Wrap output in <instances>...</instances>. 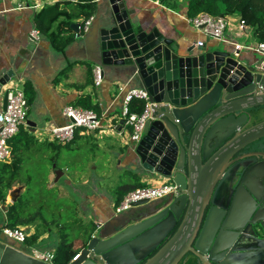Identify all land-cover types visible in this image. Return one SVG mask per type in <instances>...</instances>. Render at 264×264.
Instances as JSON below:
<instances>
[{"label":"water","instance_id":"1","mask_svg":"<svg viewBox=\"0 0 264 264\" xmlns=\"http://www.w3.org/2000/svg\"><path fill=\"white\" fill-rule=\"evenodd\" d=\"M106 1L95 38L101 76L146 90L150 105L132 170L178 189L98 225L70 264H184L188 253L199 264H264V121L252 124L264 74L238 51L186 49L146 31L128 0ZM14 76L0 74L3 111ZM3 227L0 264H47L9 244Z\"/></svg>","mask_w":264,"mask_h":264},{"label":"crops","instance_id":"2","mask_svg":"<svg viewBox=\"0 0 264 264\" xmlns=\"http://www.w3.org/2000/svg\"><path fill=\"white\" fill-rule=\"evenodd\" d=\"M35 1L40 3L39 8L19 9L18 7L19 4ZM106 2V0H76V2L72 0H0V74L8 70L15 74L3 91L19 86L24 93L26 92L25 96L31 99L27 123L34 124V127L27 125L30 128L29 132L39 137L46 129L67 125L69 120L63 115V110L67 106L81 109H85L82 104L95 106V110H92L102 118L101 130L94 134L78 130L72 142L66 144L68 145L66 148H69L72 144L87 139L88 144L93 142L96 144V149L110 157L106 160V166L111 169V172L114 171V180L109 181L113 177L111 172L106 176H94L92 171H95L96 167L90 164V173L85 174V177L79 176L84 170L81 172L76 170L74 180L65 182L77 198H85L87 203L94 206L98 214L95 215L94 220L96 226L119 215L114 214L113 207L117 203L119 196L117 190L121 185L128 186L133 183L142 186L158 185L165 181L162 179L151 181L145 176L139 177L132 170L133 145H128L126 138V132L130 133V128L123 125L120 113L127 92L131 88L138 87H129L122 77L113 74L103 75L99 86H96L93 81V69L99 67L96 63L98 54L95 38L99 21L107 11ZM55 4H59L57 10H46L42 16L44 26L53 22L48 27L49 30H39L37 28L38 14ZM128 4L133 21L146 31L157 29L167 39L180 43L183 48H196L199 47L198 42H203V46L209 50L214 47H223L233 52L238 51L244 60L256 63V67L262 60L258 54L242 49L244 46H254L257 41L253 38L252 29L249 26L244 31L237 28L235 17H232V24L225 33V39L228 42H219L204 36L184 20L183 17L187 14L186 3L183 0H179L176 8H169L160 0H128ZM85 6L89 8L93 21L88 33L75 38L77 29L74 26L86 20L82 16L84 13H81L79 17L76 14ZM58 12H61V15L54 21L53 17ZM68 13L71 16L69 18ZM32 29L40 31L41 38L38 42H33L29 38ZM238 46L240 50L236 48ZM1 98L2 96H0V112L3 111ZM82 98L86 99L82 100ZM38 132L42 133L38 134ZM43 141L56 143L45 139V136L39 137V142ZM52 168L48 170L47 189L54 188L64 176L61 171V177L55 181V172L60 170L54 169L55 166ZM106 183H108L107 187L114 189L112 194L106 188ZM80 186L89 189L83 192ZM15 189H20L19 194H21L24 186L16 183L12 190ZM57 191L61 195L59 188ZM7 199L8 206L11 201L7 202ZM0 221L5 225V212L1 209ZM34 231L33 226L25 228L26 236L32 235ZM48 236L44 234L34 243L35 245L28 246L23 245L26 242L18 243L10 239L7 241L27 255L40 257L44 253L53 252L51 249L36 245ZM29 249L30 252H28Z\"/></svg>","mask_w":264,"mask_h":264},{"label":"trees","instance_id":"3","mask_svg":"<svg viewBox=\"0 0 264 264\" xmlns=\"http://www.w3.org/2000/svg\"><path fill=\"white\" fill-rule=\"evenodd\" d=\"M186 3V14L187 17H194L199 13H206L211 16H227V17H238L252 29L253 38L257 42H264V0H183ZM160 2L171 8H176L179 5V0H160ZM59 4L47 7L43 9L37 16V28L41 31L49 30L48 27L53 22H50L48 26H44L42 23V16L46 10H57ZM88 7H83L79 13L76 14L77 17L81 13H84L83 18H90ZM61 12H58L53 20L55 21ZM70 14H67L69 18ZM71 17V16H70ZM52 20V21H53ZM26 93V92H25ZM28 103L30 104V98L26 96ZM86 98H82L84 100ZM83 108L89 110H95V106L88 105ZM145 103L140 100H134L130 104V111L136 114H141L144 110ZM264 121V106L256 108L253 111V121L252 124ZM30 128H20L18 133L9 140L8 145L11 149V161L9 163L0 162V206L4 208L5 212V226L10 229H25L27 227L33 226L35 231L32 235L26 236L25 242L36 243L39 238L43 235L41 232V224L36 225L37 221L41 218V221L46 223V219H42V211L46 208V199L37 198L44 188L47 189V175L48 170L42 166V169H37L36 167H27L26 165L31 161L34 165L38 162L45 163V150H50L53 152V156L50 158V164H54V169H59L56 163V157L61 152L62 146L57 143L42 142V146H38V141L33 137L32 133L29 132ZM29 134H31V137ZM44 144L46 145L45 148ZM52 166V167H53ZM60 170V169H59ZM69 169H67L68 171ZM79 172L82 169H77ZM76 171V170H75ZM137 177V176H136ZM19 183L24 186V191L19 194L17 200L10 205H6V199L9 192L12 190L14 185ZM142 187L138 183H133L131 185L125 186L121 185L118 188V199L116 200L119 204L123 197L128 193L134 191L135 189ZM35 188V189H34ZM52 189H48V194H51ZM39 201V206L35 209L33 208V203ZM79 220L76 219L75 225H78ZM50 225L47 223V227ZM55 226V224L53 225ZM95 223L92 222L90 227L80 226V230L84 233V240H81L82 244H85L93 236L96 227ZM51 229V228H50ZM70 229V228H69ZM71 230V229H70ZM70 230L63 225L59 226V231L56 233V237L59 239L55 249L53 250L54 259L53 264H67L75 254L79 253L73 248L74 241L68 239ZM52 232V230H49ZM46 234V232L44 233ZM51 234V233H50ZM182 264V263H180ZM184 264H199L198 259L191 257L187 263Z\"/></svg>","mask_w":264,"mask_h":264},{"label":"built area","instance_id":"4","mask_svg":"<svg viewBox=\"0 0 264 264\" xmlns=\"http://www.w3.org/2000/svg\"><path fill=\"white\" fill-rule=\"evenodd\" d=\"M76 2V0H72ZM41 5L39 2H27L19 4V9H36ZM184 20L191 25L195 30L201 32L204 36L219 42H228L225 39L226 30L232 24V17L227 16H211L206 13H199L198 15L190 18L183 17ZM235 25L241 31L248 28L244 20L235 17ZM93 17L83 21L82 24L77 26L75 38L81 37L88 33L92 24ZM29 38L33 42H38L41 38L40 31L32 29L29 33ZM197 46H203V42H198ZM240 50V46L236 47ZM242 49L253 52L262 57V60L257 65V70L264 74V42H257L254 46H244ZM93 81L96 86H99L102 81L100 67L93 69ZM134 100H140L145 103L144 110L141 114H136L130 111V104ZM149 103L148 93L142 88H131L123 99L120 116L122 123L130 128L129 144L134 145L139 142L145 122L149 117ZM30 110V104L25 96L24 90L19 86H14L8 90L7 104L5 111L0 112V162L9 163L11 161V149L8 142L19 131L20 128L27 127V119ZM63 115L69 120V123L62 127H52L46 129L44 134L39 137L45 136V139L56 142L60 145H66L72 142L76 132L82 130L85 133L93 134L103 127L102 118L93 110L81 109L75 106H67L63 110ZM177 185L171 181L165 180L158 185H144L128 193L123 197L119 204H116L114 214H121L128 211L133 204L141 201H157L161 200L167 195L176 192ZM2 232L7 239L13 240L18 243L25 242L26 234L22 229H10L5 225ZM78 257L77 254L71 258L67 263L70 264ZM38 259L47 264H53L54 253H44Z\"/></svg>","mask_w":264,"mask_h":264},{"label":"rangeland","instance_id":"5","mask_svg":"<svg viewBox=\"0 0 264 264\" xmlns=\"http://www.w3.org/2000/svg\"><path fill=\"white\" fill-rule=\"evenodd\" d=\"M42 132H38V134ZM29 135L31 136V134ZM33 137L39 142L38 136L33 135ZM129 137L130 133L127 131L126 138L128 139V142ZM88 143L89 140L87 139L83 141L81 140L76 144H72L69 148L61 149V152L56 157V163L60 171H63L64 176L60 179L59 184H56V186L52 188L51 194L47 193L48 189L45 190L43 188L39 196L37 197L40 199L47 198L46 208H44V211H42L41 214L42 219H46L47 222H42L40 218L36 223V225L41 224V232H43V235L45 232L49 235L46 239H44L43 241H39L36 244L44 249H55V245H57V243L59 242V239L56 237V233L59 231V226L62 227L64 225L67 230L71 229V233L69 234L68 239L70 241H74L73 248L75 249V251L80 250L79 246L82 243L81 240H84L85 238L83 231L80 230V226L90 227V224L95 220V215H98L91 203H87L85 198H77V196H75L71 191V188L65 184V182H67L66 180H74V172L77 169L84 170V172L82 171L79 176L82 175L83 177H85V174L90 173V164L96 167V170L92 171L94 176H106L107 174H109V172H111V169L106 166V160H108L110 157L108 155H105L101 150L96 149V144H94L93 142H91L90 144ZM38 146H42L41 142L38 143ZM44 147L48 148L45 144ZM44 152L45 163L38 162L33 165L32 162L29 161L26 162L28 163L26 166L28 168L34 166L37 169H42L43 166V168L45 169L52 170V166L54 164H50V158L53 156V152L50 150V148H48V150H45ZM66 169L69 170L66 171ZM72 174L73 177H71ZM110 174L113 177L110 178L109 181H112L115 178V173L114 171H112ZM105 181L107 180L105 179ZM74 182H76V180ZM105 185L112 194L114 192V189H112L110 186L107 187L108 183H106ZM58 188L61 191V195H59L60 193L57 191ZM80 188H82L83 192L89 189L88 187L81 186ZM7 202H10L9 198L7 199ZM38 206L39 201L33 203V208L36 209ZM76 219L80 221L78 222V225L74 224L76 222ZM47 223L50 225L49 227H47ZM54 224L55 226H53ZM95 227L97 228V226ZM22 230L23 232H25V229ZM49 230H52V232ZM25 244L23 245H35L34 243L28 242H26ZM28 252H30V249L28 250Z\"/></svg>","mask_w":264,"mask_h":264},{"label":"flooded vegetation","instance_id":"6","mask_svg":"<svg viewBox=\"0 0 264 264\" xmlns=\"http://www.w3.org/2000/svg\"><path fill=\"white\" fill-rule=\"evenodd\" d=\"M93 235H94V234H93ZM94 236H96V235H94ZM79 247H80V250H81V248H83V244L81 243ZM80 250H79V251H80ZM191 257H195V256H193L192 254L188 253V254H186L185 257L183 258V261L186 260L185 263H187V262L190 260ZM195 258H196V257H195ZM196 259H197V258H196Z\"/></svg>","mask_w":264,"mask_h":264}]
</instances>
